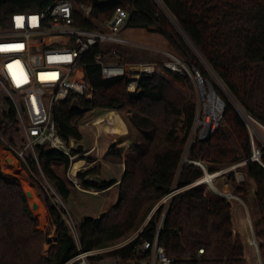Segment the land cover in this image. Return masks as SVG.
I'll return each instance as SVG.
<instances>
[{"label": "trees", "instance_id": "16d2710c", "mask_svg": "<svg viewBox=\"0 0 264 264\" xmlns=\"http://www.w3.org/2000/svg\"><path fill=\"white\" fill-rule=\"evenodd\" d=\"M58 1L7 0L0 6V31L11 30L13 16L40 13ZM117 8L130 14L126 28L159 34L186 65L201 72L203 79L210 81L209 71L212 72L229 96L211 82L225 103L223 125L207 140L195 141L187 153L190 162H185L196 104L172 82L164 68L166 60L155 59L158 72L142 78L140 93L133 95L127 91L128 79L106 80L100 66L94 63L98 53L112 60L110 47L96 46L84 56L76 78L93 88L94 99L87 102L73 95L53 110L61 139L67 146H71V141L79 144L83 140L81 122L89 113L105 110L126 114L141 140L135 144L133 160H127L120 180L102 178L95 167L78 173L80 187L88 191L106 192L119 183L114 206L99 218H85L77 224L83 250L120 240L137 227L143 211H151L178 189L167 207H159L141 237L153 240L165 212L159 243L174 264H247L245 245L235 233L230 201L211 191L207 193L205 185L193 186L204 176L193 162L203 163L213 174L247 161L243 172L256 186L259 229L255 234L264 262V156L261 163L250 160V132L242 117L243 112L264 126V0H119L114 5L93 6L98 22L111 19ZM96 23L80 20L78 25L97 29ZM127 50L118 48L121 60L138 63ZM4 72L8 73L5 69ZM176 80L192 87L187 75L176 76ZM123 141L121 138L111 144L105 155L120 157L117 145ZM6 145L16 149L24 145L15 107L7 95L0 96V147ZM79 153L73 149L71 155ZM38 157L40 167L31 154L22 166L47 202L57 238L49 241V234L37 229L21 183L6 179L0 168V264H65L77 254L64 219L66 213L51 202L48 194L51 190L53 198L70 200L76 186L56 168L61 164L69 169L71 158L42 148L38 149ZM228 178L234 183V172ZM246 187L243 182L234 190L246 195ZM45 244L52 246L48 257L43 255ZM131 249L132 246L109 256L127 258Z\"/></svg>", "mask_w": 264, "mask_h": 264}, {"label": "built area", "instance_id": "2783aa9c", "mask_svg": "<svg viewBox=\"0 0 264 264\" xmlns=\"http://www.w3.org/2000/svg\"><path fill=\"white\" fill-rule=\"evenodd\" d=\"M18 17L23 18L19 25ZM129 17L130 14L126 10L117 8L111 19L98 22L92 5L74 0H59L40 13L13 16L10 33L0 34V49H4L0 50V87L15 107L24 140L23 149L5 146L12 160L20 162L21 165L26 164V153L29 152L39 165V148L43 151H60L70 156L71 160L77 157L71 155L73 147L67 146L59 136L53 110L73 95H78L87 102L93 101V88L76 78V70L83 63L84 56L96 46L110 47L111 55L114 57L110 60L102 53L95 56L94 63L100 66L102 77L106 80L128 79L127 91L130 94H139V81L145 77H152L158 72L157 63H126L121 60L118 48L128 45L122 37V31L126 28ZM80 20L88 23L97 22L98 28H83L78 25ZM164 54L167 58L164 68L170 76L187 75L199 93L201 103L196 111L191 131L194 138L191 137L193 139L188 141L189 150L195 141L207 140L221 128L225 103L217 95L212 84L203 79L197 68L186 65L173 52H164ZM6 67L22 70V76L18 81L10 80V74L4 72ZM242 117L250 132L252 144L250 160L261 163L264 149L255 147L252 130L256 126L257 129H264V126L243 112ZM184 161L190 162L187 156ZM193 163L204 172V176L193 186L207 185L213 193L221 197L238 198L229 192H220L214 185V180L234 172L235 181L242 184L245 178L236 171L243 168L247 161L213 174L208 172L203 163ZM76 177L77 175H74L71 181L77 186ZM172 196H174L173 192L159 205L167 207ZM164 218L165 212L152 241L141 237L144 228L125 241L87 251L83 250L81 245L76 221L67 212L64 219L77 246V254L65 264H174V260L167 255L165 248L159 243ZM131 246L127 258L109 256ZM98 257L107 258L97 261ZM105 259H113L114 262L106 263Z\"/></svg>", "mask_w": 264, "mask_h": 264}, {"label": "rangeland", "instance_id": "374dc122", "mask_svg": "<svg viewBox=\"0 0 264 264\" xmlns=\"http://www.w3.org/2000/svg\"><path fill=\"white\" fill-rule=\"evenodd\" d=\"M10 31H0V34H8ZM145 36H138L136 37V44L135 46H131L132 48L127 51L131 53V56H133V61H139L138 63L143 62H149L154 63L156 62L155 59L160 58V55L157 53L160 51H157L155 49L160 47H165L167 49L166 52H173L176 54L174 49L166 42V40L160 36L159 34L154 33H145ZM162 53V52H160ZM159 53V54H160ZM163 56L162 60L167 59L165 54H161ZM177 55V54H176ZM206 67V66H205ZM207 68V67H206ZM211 80L210 83H214L217 85V88L221 90V92L224 95L229 96L226 89L221 85L219 80L215 77V75L209 71ZM172 82L175 84V86L180 89L189 99L193 100L196 104V111L198 110V106L200 105L201 101L199 100V93L194 84L192 83V87H188L184 84V82H179L176 80V76L170 77ZM208 81V80H207ZM192 82V81H191ZM211 83V84H212ZM219 90H217V95H219ZM7 95L6 92L0 87V96ZM8 96V95H7ZM19 101V97L17 98ZM239 109V108H238ZM108 115L113 122V124H118L119 127H112L111 125H106L104 128H100L98 124V116L97 111L94 113H89L86 118L81 122V133L83 135V140L78 144L75 141H71V146L74 150H78L81 153L77 155L76 158L71 160V165L69 169H65V167L61 164L57 165V172L61 176H66L67 179L71 180V178L74 177V175H78V173H83L89 170L90 168L95 167L100 176L106 180H109V178L116 177L117 180H120L122 177V170L124 171V168L126 166V162L129 159V161L133 160V150L135 148V144L138 143L141 140L140 134L136 131V129L130 124L129 119L126 114L119 113V116L117 115V112L112 113L108 112ZM91 121V124L94 126H90L89 128L85 126V123H89ZM223 125V124H222ZM98 127V129L96 127ZM256 126L252 130V136L254 140V145L256 148H260L261 150L264 149V129L259 128ZM118 130L123 131V133H119ZM95 134L101 135V137L98 139V142H95ZM180 135L183 136V132L180 130ZM190 139L194 138L193 134H190ZM125 136L129 140L128 150L126 149V146L124 148H121L120 145H117V151L120 153V157H110L106 156V152L110 148L111 143L116 144L119 142L120 137ZM193 137V138H191ZM116 140V142L114 141ZM115 142V143H113ZM98 145V149L91 150L88 154L87 151L91 149L93 146ZM188 142L186 144L185 149V155L186 158L188 153ZM24 148V145L21 149ZM7 153V154H6ZM29 156V152L26 153V157ZM131 157V159H130ZM8 158H11L10 153L7 151L4 152V147H0V168L2 175L7 178V170H11L12 167L15 165V162L13 160V164H11L8 160ZM184 158V159H185ZM83 159H86L87 162L83 161ZM9 162V163H8ZM18 165V169L15 170L17 173V177H13V179H8L10 181H19L22 185L23 191L25 193L31 192L32 196L30 198L26 197L27 204L29 207V210L32 214V216L37 220L38 224V230H41L43 232H47L48 240L54 241L57 238L56 233V226L53 225V222L51 221V218L47 211V202L45 201V198H43V194L39 191V189L31 183V179L29 176V172L26 168H24L20 162H16ZM76 163H86V167H84L80 172L74 173L73 168L75 167ZM90 166H89V165ZM40 167V164L38 165ZM117 169L115 172L114 170ZM239 175H243L245 178V182L247 185L248 194H238L235 192L234 188L239 187L241 184H238V182H232L229 180L228 175H223L219 177L218 179L214 180V185L220 192H229L232 195L238 197V200H235L233 198H227L228 201H230L232 205V214H233V221L235 224V233L239 234L241 237L244 245H245V256L247 260V264H264L261 254H260V247L259 242L256 239L255 230L258 228V218H257V209L255 205V192H256V186L253 182V180L248 179L244 172L243 168H240L236 171ZM6 175V176H5ZM92 178H95V176H92ZM100 178V177H98ZM77 179V177H76ZM78 180V179H77ZM119 184V183H118ZM118 184L111 188L110 190L106 192H95V191H88L84 190L80 187V183L78 180V184L75 187V190L68 202H63L61 198L56 196V198H53L52 191H48L50 200L53 204H57L61 209L62 212H67L72 216V218L76 221L77 224H80L81 221L85 218H99L102 213L107 212L112 206H114L118 201ZM46 188H49V185H45ZM205 191L208 193L211 191L209 186L205 185ZM33 192H32V191ZM212 192V191H211ZM232 199V200H231ZM34 203L39 204V208L37 210H32V205ZM160 205L159 203L150 211L148 208L145 211H143L141 218L138 222V225L136 228H134L132 231L127 233L123 238L116 241H125L129 237L134 236L137 234L140 230L144 229L145 226L149 223L150 219L154 216L156 211L159 209ZM66 216V215H65ZM114 243V242H113ZM263 243V241H262ZM112 244V243H111ZM109 245V244H108ZM51 245L45 244L43 255L45 257H48L50 254ZM106 263H113V259H105Z\"/></svg>", "mask_w": 264, "mask_h": 264}, {"label": "crops", "instance_id": "0c3cea01", "mask_svg": "<svg viewBox=\"0 0 264 264\" xmlns=\"http://www.w3.org/2000/svg\"><path fill=\"white\" fill-rule=\"evenodd\" d=\"M87 4H90V5H92V3H87ZM93 6V5H92ZM145 33H147V31L146 30H143V29H130V28H125L123 31H122V37L128 42V45L126 46V47H124L125 49H131L132 47L131 46H135V45H137L136 44V37H138V36H145L146 34ZM154 34H156V33H154ZM155 50H157V51H160V52H162L163 54H164V52H166L167 51V49L165 48V47H160V48H157V49H155ZM160 52H158L157 54L158 55H160V60L162 61V58H163V56L161 55L162 53H160ZM160 53V54H159ZM166 60V59H165ZM107 112V111H106ZM109 112H112V113H115L114 111H109ZM117 115L119 116V113H117ZM98 116V115H97ZM106 125H111L112 127H119V125L118 124H111V123H109V124H107L106 123ZM85 126L86 127H90V126H94V125H92L91 124V121L88 123H85ZM96 127V126H95ZM97 129H98V127H96ZM118 132L119 133H123V131H120V130H118ZM101 137V135H99V134H95V142H98V139ZM121 138H124L125 139V141H123L122 143H119V145H120V147H122V146H126V149L128 150V144H129V140H128V138L127 137H125V136H121L120 137V139ZM115 142H116V140H114ZM115 142H113V143H115ZM112 144V143H111ZM99 147H98V145H95V146H93L91 149H89V151H87V154L93 149V150H96V149H98ZM83 161H85V162H87L86 161V159H83ZM89 165V164H88ZM91 165V164H90ZM89 165V166H90ZM85 166H87V165H85ZM233 213V212H232ZM233 215V214H232Z\"/></svg>", "mask_w": 264, "mask_h": 264}, {"label": "bare ground", "instance_id": "6f19581e", "mask_svg": "<svg viewBox=\"0 0 264 264\" xmlns=\"http://www.w3.org/2000/svg\"><path fill=\"white\" fill-rule=\"evenodd\" d=\"M5 70L8 71V74H10V78H11L12 82L18 81V79L22 76V73H23V72H21L22 71L21 69H17L15 67H8ZM108 112L109 111L106 112L105 110H102V111L98 110L97 111V115H98V118H99L98 119V124H99V127L101 129L106 127V123L107 124H109V123L113 124V122L111 121V119H110V117L108 115ZM4 152H5V150H4ZM85 165H86V163H76L75 167L73 168L74 173L80 172L84 167H86ZM11 167H12L11 170L10 169L7 170L8 172H7L6 175H7L8 179H13V177H17V173L15 172V170H13V168H15L16 170L18 169L17 163L15 162V165L11 166ZM18 170H20V169H18Z\"/></svg>", "mask_w": 264, "mask_h": 264}, {"label": "water", "instance_id": "95a60500", "mask_svg": "<svg viewBox=\"0 0 264 264\" xmlns=\"http://www.w3.org/2000/svg\"><path fill=\"white\" fill-rule=\"evenodd\" d=\"M6 1L7 0H0V6L2 4H4ZM80 1L81 2H84V3H89L90 2V3H92V5L94 7H102V6L114 5V4H117L119 2V0H80ZM4 150L7 152V148L6 147H4ZM8 160H9V162L11 164L14 163L13 160H12V158H8ZM178 192H179L178 189H175L173 191L174 195L177 194ZM31 196H32V193L31 192H27L26 193V197L27 198H30ZM38 208H39V204L34 203L32 205V210H37Z\"/></svg>", "mask_w": 264, "mask_h": 264}, {"label": "snow or ice", "instance_id": "6c2138e0", "mask_svg": "<svg viewBox=\"0 0 264 264\" xmlns=\"http://www.w3.org/2000/svg\"><path fill=\"white\" fill-rule=\"evenodd\" d=\"M22 19H23V18H20V17L17 18V23H18V25H19V23H20V21H21ZM33 20H35V18H33ZM0 50H4V49H0Z\"/></svg>", "mask_w": 264, "mask_h": 264}]
</instances>
